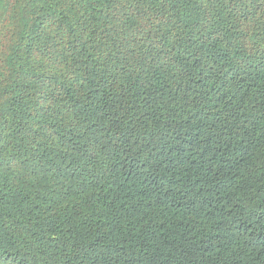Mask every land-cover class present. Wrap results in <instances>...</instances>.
<instances>
[{"label":"trees","instance_id":"16d2710c","mask_svg":"<svg viewBox=\"0 0 264 264\" xmlns=\"http://www.w3.org/2000/svg\"><path fill=\"white\" fill-rule=\"evenodd\" d=\"M0 264H264V0H0Z\"/></svg>","mask_w":264,"mask_h":264}]
</instances>
